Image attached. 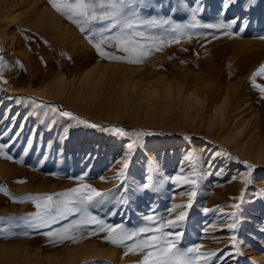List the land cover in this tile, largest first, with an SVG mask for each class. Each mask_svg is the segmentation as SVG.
Segmentation results:
<instances>
[{
    "label": "rangeland",
    "instance_id": "obj_1",
    "mask_svg": "<svg viewBox=\"0 0 264 264\" xmlns=\"http://www.w3.org/2000/svg\"><path fill=\"white\" fill-rule=\"evenodd\" d=\"M42 1L49 5L47 0ZM225 2L200 0L197 19L202 23H217L220 19L227 22L234 18L247 20L242 33H238L242 25L227 30L229 35H225L223 29H188L192 33L190 38L184 35L178 43H166L162 51L152 52L144 63L133 66L145 67L149 72H163L184 84L197 74L201 81L209 83V90L238 82L251 101V112L246 116L251 123L259 121L258 140L264 141V99L250 82L252 73L264 63V39L260 38L264 36V0H254L251 7H248V0H236L226 9ZM142 3L146 16L170 17L177 24L187 23L190 18V0H142ZM26 15L21 12L17 19L9 22L4 36L0 27V58L6 65L0 69V131L12 128L8 136H0V143L8 142L9 136L23 125L19 138L6 149L13 159L0 157V186L10 194L0 191V243L20 241L52 253L76 244L71 241L50 243L49 238L42 235L48 229L30 227L36 223L33 214L38 210L35 203L24 198L76 188L83 176V183L106 194L101 204L89 208L92 215L105 223L135 228L148 223L144 219L147 216L157 218L159 223L160 219L176 220L184 211L187 215L176 229H165L183 233L176 245L181 250L199 246L200 253H224L223 259L212 257L208 264H264V150L256 160L248 145L222 140L215 132L216 127L200 118L180 120L173 114L176 110H171L159 123L151 121L152 117L141 120L139 115L119 114L117 110L105 116L95 109L90 110L86 104L41 94L44 83L56 70L77 68L94 53L93 58H101L96 56L85 35L64 17L61 16L62 20L83 38L88 52L81 48L74 51L69 41L56 39L34 25V18ZM106 50L115 51L109 47ZM257 83L264 85V78L257 77ZM21 98L56 105L101 127H70L65 138L63 128L72 123L68 118L56 116L55 124H51L52 116L45 117L41 109L28 103H18ZM207 105L206 113L210 104ZM176 106L174 103L173 107ZM231 124L229 122L228 126ZM109 126L130 133L143 131L154 135L139 137L140 143L126 157L127 145L137 137L102 130ZM192 150L199 157L196 169L199 175H190L192 162L185 160ZM216 152L227 155L213 159ZM208 160H212L211 169ZM125 162L128 164L125 178L116 179ZM244 162L254 166L250 185L243 182V174L247 171ZM220 170L221 175L214 174ZM178 175L196 179L197 184L169 179ZM145 183L149 184L148 188L143 187ZM192 191L197 194L190 200L188 193ZM242 192L243 202L239 199ZM189 203L190 208L169 211L173 205L187 206ZM237 204L239 209L231 207ZM233 212L235 217L231 216ZM73 218L69 217V221ZM69 221H61L53 227ZM234 221L237 228L229 230L227 225ZM93 227L85 226L76 233L84 237L79 242L98 241L116 250L117 256H87L67 264H116L118 261L117 264H137L143 259L139 253L129 254L127 258L123 247L105 242L106 233L90 236ZM233 235L239 241L236 247L230 240ZM237 250L239 255H228Z\"/></svg>",
    "mask_w": 264,
    "mask_h": 264
},
{
    "label": "snow or ice",
    "instance_id": "obj_2",
    "mask_svg": "<svg viewBox=\"0 0 264 264\" xmlns=\"http://www.w3.org/2000/svg\"><path fill=\"white\" fill-rule=\"evenodd\" d=\"M47 2L57 14L64 17L85 35L101 59L127 63L129 65L144 63L152 52L162 51L166 43H178L180 37L184 35H188L190 38L192 33L188 32V29H223L225 30L224 34L229 35L231 33L227 30L233 29L234 26L242 25L238 27V33H242L248 23L247 20L241 21L240 18H234L227 22L220 19L217 23H202L197 19V14L200 11V0H190L188 5L190 18L184 24H177L170 17L156 18L144 15L142 0H47ZM233 3H236V0H226L224 4L225 9ZM253 5L254 0H248V7ZM260 38L264 39V36ZM106 47L114 48L115 51H107ZM4 67L6 65L2 58H0V69ZM257 77L264 78V63L259 65L250 77L252 87L257 89L260 93V98L264 99V85L257 83ZM4 82L7 83V81ZM17 102L28 103L35 109H41L45 117L52 116L51 124H55L54 118L56 116L68 118L72 123L63 128L65 138L70 127L78 125L93 128L101 127L100 125L75 116L70 111L61 110L53 104L37 103L35 99H28L26 101L23 98L18 99ZM102 130L115 132L121 136L137 137V139L132 140L127 145L128 151L125 153L126 157L140 143L139 137L154 135V133H146L143 131L130 133L116 126H109L102 128ZM22 131L23 125H20L19 130L14 135L9 136L8 142L0 143V157L7 160L13 159L6 152V149L15 143ZM11 132L12 128H6L0 131V136H8ZM30 146L31 142H29ZM221 155H227V153L216 152L213 154V159ZM185 160L192 162L193 171L190 175H199V172L196 170L199 157L196 155L195 150L190 151L185 156ZM244 163L247 171L243 174V182L246 185H250L253 182L252 171L254 166L247 164V162ZM207 164L208 168L211 169L212 160H208ZM127 167L128 164L125 162L124 168L117 174L116 179L123 180L125 178V170ZM183 171L184 169L182 167L181 173ZM214 174L221 175L222 170ZM83 179L84 177L82 176L80 178L81 183L78 187L68 189L64 192L27 196L24 198L35 203L38 210L33 214L36 223L30 224V227L48 229L42 235L49 238L50 243L56 244L65 241L78 243L84 237H79L76 233L85 226H94L89 232L90 236L106 233L103 237L105 242L113 246L123 247L125 249V256L134 253L142 254L143 259L138 261L137 264H208L212 257H215L217 260L224 258L223 252L219 255L216 252L200 253L198 250L199 246L186 250H181L176 246L183 233L179 231H165V229H176L179 226V222H182L187 215L184 211L181 212L176 220L168 221L160 219L159 223H157V218L147 216L144 219L148 223L135 228H126L123 224L113 225L105 223L103 219L92 215L89 208L101 204L106 194L90 184L83 183ZM100 179L102 181L105 180L104 177H100ZM148 179L150 180L151 177ZM169 179L193 186L197 184L196 179L182 178L179 175L170 177ZM232 179L234 180L235 177H232ZM143 187L148 188L149 184L145 183ZM0 191H3L6 195H10L7 189L2 186H0ZM196 194L195 191L188 193L190 200ZM243 197L244 192L241 193V197L239 198L241 202H243ZM191 206V203L187 206L173 205L169 211L176 208H190ZM231 207L239 209L240 205H232ZM220 210L222 211V209ZM204 211L208 212L210 209H204ZM231 216L235 217L236 213H231ZM69 217L74 218L69 221ZM61 221L69 222L60 227H53L54 225L60 224ZM237 226L235 221L227 225L229 230H235ZM230 240L234 247L239 244L235 235L231 236ZM239 254L237 250L235 254L229 253L228 255L234 257V255Z\"/></svg>",
    "mask_w": 264,
    "mask_h": 264
},
{
    "label": "bare ground",
    "instance_id": "obj_3",
    "mask_svg": "<svg viewBox=\"0 0 264 264\" xmlns=\"http://www.w3.org/2000/svg\"><path fill=\"white\" fill-rule=\"evenodd\" d=\"M21 12L34 18V25L48 31L56 39L69 41L74 51H78V48L89 49L73 27L66 24L42 0H0V27L3 36L7 33V24L17 19ZM94 54L77 68L56 70L49 81L44 83L40 93L86 104L90 110L95 109L101 115L110 116L113 110H117L119 114L139 115L141 120L152 117L151 121L159 123L163 122L171 110H176L173 114L180 120L200 118L208 125L215 126V132L222 140L228 143L234 140V143L242 146L248 145L254 158L260 159L264 141L258 140L259 121L251 123L246 116L251 112V101L238 82L223 85L221 89L218 86L209 90V83L201 81L194 74V78H188V86L185 87L187 83L169 78L163 72H149L142 66L95 59L92 56ZM174 103L176 108L173 107ZM208 103L210 106L206 113ZM229 122L232 124L228 126ZM116 253L113 248L92 240L78 242L65 247L61 252L53 253L20 241L3 242L0 243V264H67L82 257H114L117 256Z\"/></svg>",
    "mask_w": 264,
    "mask_h": 264
}]
</instances>
